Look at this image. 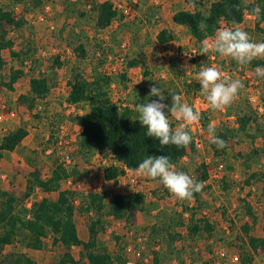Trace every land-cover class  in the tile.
Wrapping results in <instances>:
<instances>
[{"label":"rangeland","instance_id":"obj_1","mask_svg":"<svg viewBox=\"0 0 264 264\" xmlns=\"http://www.w3.org/2000/svg\"><path fill=\"white\" fill-rule=\"evenodd\" d=\"M103 1L112 4L117 16L108 27L98 29L94 6ZM214 1L0 0V8L25 20L21 28L7 30L13 47L2 51L0 70V106L5 107L2 113L8 111L0 121V144L19 127L27 131L13 151L0 150V193L14 198V214L29 218L33 204L43 198L55 202L60 192H66L77 236L88 235L89 242V228L94 224L92 251L105 250L113 264H264V249L254 250L249 243V237L262 238L264 228V80L256 77L253 64L264 58L239 66L231 58L200 51L201 43L221 27L239 26L254 41H264V21L258 23L256 16L245 13L241 24L221 21L200 41L188 25L173 23L172 16L179 11L207 16ZM253 2L242 0L243 4ZM162 30L170 41L158 42ZM194 50L197 59L190 61L186 56ZM202 63L244 83L230 107L212 111L208 106L199 111V102L207 103L196 82ZM15 71L21 75L9 88L6 84ZM76 75L85 82L96 80L111 103L122 113L127 110L131 118H138L137 104L158 99L148 96L153 85L165 89L164 103L169 106L168 91H176L200 112V120L187 126L193 136L191 148L175 164L202 182L198 195L177 200L158 180L139 172H124L116 183L107 182L103 170L117 164L112 154L80 141V119L93 102L71 104L67 99L69 82ZM32 78L46 79L49 91L29 109L18 98L29 94ZM169 120L173 129L183 123L174 115ZM209 124L226 141L225 149L209 143ZM59 168L62 179L53 190L37 191L32 173L46 181ZM29 185L32 189L26 195ZM136 192L144 196L141 210L121 219L109 218L108 206L115 195ZM91 195L101 197L103 209L97 210L100 204L92 203ZM25 235L18 232L0 250V264L31 263L15 252L17 248L35 250L26 246ZM54 237L47 230L39 250L51 252L50 264H59L70 249L53 243ZM73 253L78 258L73 264L88 263L82 246Z\"/></svg>","mask_w":264,"mask_h":264},{"label":"trees","instance_id":"obj_2","mask_svg":"<svg viewBox=\"0 0 264 264\" xmlns=\"http://www.w3.org/2000/svg\"><path fill=\"white\" fill-rule=\"evenodd\" d=\"M97 17L96 27L105 29L116 18L117 11L108 1H103L95 6ZM259 7L262 9L259 16L252 12V9ZM245 13L256 16L258 23L264 21V0H256L253 3L243 4L242 0H216L211 3L207 16L200 12L179 11L172 16L173 23L177 25H188L191 29L192 36L201 40L205 34L212 32L221 21L239 25L243 21ZM200 23L206 24V28L201 31L198 29ZM25 24L23 18H17L11 11L0 8V70L4 66L2 51L11 50L12 41L8 38V29H19ZM171 37L165 30L157 34V40L160 43L170 41ZM81 54L84 52L80 48ZM78 51V50H77ZM13 54V52H11ZM15 55V54H14ZM257 67H263L264 61L253 62ZM130 65H134L130 63ZM21 75L20 71H15L10 76L7 87L11 85ZM70 92L68 102L78 104L81 102L91 101L93 105L88 114L80 119L81 133L80 141L82 145L94 146L99 151H108L112 154L113 159L121 164L120 166L110 165L103 170V178L106 181L116 183L118 178L124 174L125 170L135 171L138 164L146 156H170L172 163L175 165L185 156L191 148L177 149L174 145L161 146L159 141L146 136L144 128L138 118H131L130 113L126 110L120 112L114 104L111 103L107 94L97 81L85 82L79 75L73 77L69 82ZM48 84L44 78H32L29 81V94L21 95L18 101L32 109L37 99H43L48 93ZM27 131L19 127L2 138L0 144L1 151H13L26 137ZM204 168V167H203ZM61 168L55 170L50 179L43 181L39 175L32 173L33 184L45 192L53 190L54 185L62 179ZM207 175L202 173V180L205 181ZM26 195L30 193L31 185L26 187ZM198 193L194 194V197ZM92 203L102 201L101 197L91 195ZM0 250L8 244H11L18 232L26 233V246L35 250L41 249L43 238L47 230L51 231L55 237L53 243H61L65 248L71 246H82L86 251L85 256L89 264H113L110 255L105 251H92L94 248V224L89 228V242H81L78 239L75 226L72 222L73 208L67 200L66 192H60L55 202L43 198L38 203L32 205L31 216L29 218L14 214L15 200L9 194L0 193ZM144 204V196L139 193H127L115 195L109 206L108 215L114 219H121L126 216H132L133 212L141 210ZM103 209L98 205L97 210ZM197 228H194L196 231ZM249 243L255 250L257 247L264 249V228L263 237H249ZM29 263V260H26ZM16 260L13 264H19ZM75 263L70 254H65L59 264Z\"/></svg>","mask_w":264,"mask_h":264},{"label":"clouds","instance_id":"obj_3","mask_svg":"<svg viewBox=\"0 0 264 264\" xmlns=\"http://www.w3.org/2000/svg\"><path fill=\"white\" fill-rule=\"evenodd\" d=\"M262 9L256 7L252 12L259 16ZM198 29L203 31L206 24L200 23ZM202 54L216 53L222 57L231 58L239 66H247L254 59L264 58V41H254L248 32L239 26L221 27L216 30L210 39L200 45ZM187 66H185V71ZM255 75L264 80V67H257ZM196 82L212 111L224 110L230 107L236 99L244 83L240 79L224 76L222 72L207 63L200 65L196 73ZM164 90L160 86L150 87L148 96L158 99L145 101L136 106L138 119L146 128V136L159 141L163 146L174 145L177 149L187 148L193 142V136L187 127L200 120V114L192 106L186 104L182 95L176 91H168L171 95V106L165 101ZM174 115L177 120H182L178 127L170 126L169 116ZM209 143L218 150L227 147L226 141L216 135L212 124L208 126ZM142 176L150 180H158L164 188L177 200H191L194 194L202 190L203 184L191 177L187 172L178 170L172 163L170 156H146L136 169Z\"/></svg>","mask_w":264,"mask_h":264},{"label":"crops","instance_id":"obj_4","mask_svg":"<svg viewBox=\"0 0 264 264\" xmlns=\"http://www.w3.org/2000/svg\"><path fill=\"white\" fill-rule=\"evenodd\" d=\"M251 17H253V15H250ZM7 152V151H5ZM102 152V151H100ZM116 162V161H115ZM117 163V162H116ZM116 166H120L121 167V164L117 163V164H114ZM125 173H137L138 171H129V170H125L124 171ZM17 181H20L18 178L16 179ZM119 180V179H118ZM210 180V179H209ZM107 182H111V181H107ZM39 188V187H38ZM37 188V191L38 190H42V189H38ZM7 191V189H6ZM43 191V190H42ZM245 190H243L244 192ZM45 192V191H43ZM31 197V195H30ZM146 201V200H145ZM109 218H113L111 216H109ZM78 239L81 241V242H87V239H88V235L84 238H79ZM7 246V245H6ZM64 247V246H63ZM80 246H71L68 250V252L70 253V256L72 257V259L76 262L78 261V258L77 256H75V254L73 253V250L75 248H79ZM161 247L160 244L157 245V249L159 250V248ZM65 249V247H64ZM19 251V252H18ZM15 252L17 253H21L22 255H24L26 258H28L31 263L30 264H50L51 263V252H46V251H41V250H30V249H26V248H23V249H20V248H17L15 249ZM13 253V251H12ZM146 263L148 262L147 260H144ZM83 262V264H89L87 262H84L83 260L81 261V263ZM68 264H71V263H68Z\"/></svg>","mask_w":264,"mask_h":264},{"label":"built area","instance_id":"obj_5","mask_svg":"<svg viewBox=\"0 0 264 264\" xmlns=\"http://www.w3.org/2000/svg\"><path fill=\"white\" fill-rule=\"evenodd\" d=\"M187 59L188 60H190V61H193V60H196L197 59V52L194 50V51H190L188 54H187ZM199 107L201 108V109H199V111H204L206 108H208V105H207V103L206 102H203V101H200L199 102ZM5 110V107H4V105H1L0 106V121H3L4 120V118H5V116H6V114H7V112L5 111V113H2L3 111ZM199 114H200V112H198ZM9 114L10 115H13V113H10L9 112ZM200 126V125H199ZM201 127V126H200ZM200 127H199V129H200ZM197 146L199 145V143L198 142H196L195 143ZM235 261H236V258H235Z\"/></svg>","mask_w":264,"mask_h":264}]
</instances>
